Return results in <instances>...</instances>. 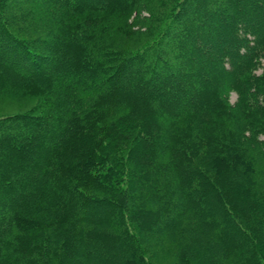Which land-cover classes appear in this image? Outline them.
I'll use <instances>...</instances> for the list:
<instances>
[{"label": "trees", "instance_id": "1", "mask_svg": "<svg viewBox=\"0 0 264 264\" xmlns=\"http://www.w3.org/2000/svg\"><path fill=\"white\" fill-rule=\"evenodd\" d=\"M42 3L37 48L0 0V96L37 100L0 116V264H154L165 231L264 264V0Z\"/></svg>", "mask_w": 264, "mask_h": 264}, {"label": "rangeland", "instance_id": "2", "mask_svg": "<svg viewBox=\"0 0 264 264\" xmlns=\"http://www.w3.org/2000/svg\"><path fill=\"white\" fill-rule=\"evenodd\" d=\"M48 2H51V0H46ZM263 1V0H262ZM5 10H11V16L15 18V21H13L14 26L16 25L17 29L20 30L21 34L27 35V38L31 41L32 45L34 47H40L47 39L46 30L44 28H29L27 24L35 22L34 20H37L36 17H33L30 15L32 11H34V8L38 11L40 6H42V0H5ZM32 6V7H31ZM34 7V8H33ZM30 8V9H29ZM32 9V10H31ZM35 12V11H34ZM26 20V23L23 24L22 21ZM20 21V22H19ZM146 40L145 37L142 36H134V37H124V38H118L116 41V45L119 46L121 50L124 51H133L136 48H138L141 44L144 43ZM48 47L54 46V42L46 41L45 42ZM48 55V59L51 60L54 59L53 56ZM198 84L196 87L198 88ZM195 87V88H196ZM171 97V96H170ZM236 96L235 94L230 95V102L235 103ZM37 104V100L33 98H27V97H6V96H0V116L10 115V114H19L28 112L32 107H34ZM140 221L143 225H146V230L143 232V234L146 236H150L149 228L150 223L149 219L146 217L140 218ZM189 222L188 220H183V223ZM205 234V237H203L202 241L204 242L207 238L206 232H202ZM171 235V239L174 241V234H170L167 231L163 232V236L160 240L157 242L154 239H151L149 244H146V248H148V252L152 254L154 257V264H180L178 257L176 258L174 256V252L172 248L174 244H168V237ZM147 238V237H146ZM160 241V242H159ZM172 246V247H171ZM205 246V245H200ZM134 264V262H132Z\"/></svg>", "mask_w": 264, "mask_h": 264}]
</instances>
